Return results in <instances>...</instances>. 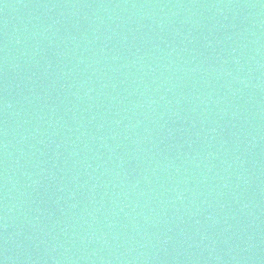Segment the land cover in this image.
Returning <instances> with one entry per match:
<instances>
[{"label":"water","instance_id":"obj_1","mask_svg":"<svg viewBox=\"0 0 264 264\" xmlns=\"http://www.w3.org/2000/svg\"><path fill=\"white\" fill-rule=\"evenodd\" d=\"M2 264H264V0H0Z\"/></svg>","mask_w":264,"mask_h":264},{"label":"snow or ice","instance_id":"obj_2","mask_svg":"<svg viewBox=\"0 0 264 264\" xmlns=\"http://www.w3.org/2000/svg\"><path fill=\"white\" fill-rule=\"evenodd\" d=\"M0 264H2V262H0Z\"/></svg>","mask_w":264,"mask_h":264}]
</instances>
